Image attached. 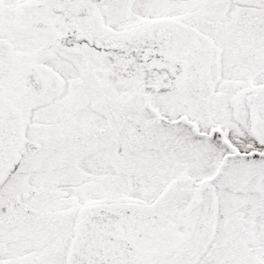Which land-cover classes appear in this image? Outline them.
Here are the masks:
<instances>
[{
    "label": "snow or ice",
    "instance_id": "1",
    "mask_svg": "<svg viewBox=\"0 0 264 264\" xmlns=\"http://www.w3.org/2000/svg\"><path fill=\"white\" fill-rule=\"evenodd\" d=\"M0 264H264V0H0Z\"/></svg>",
    "mask_w": 264,
    "mask_h": 264
}]
</instances>
